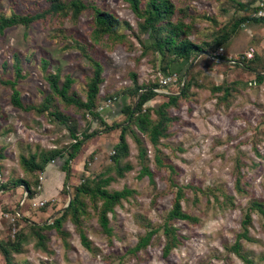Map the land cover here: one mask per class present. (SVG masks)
<instances>
[{
    "label": "rangeland",
    "instance_id": "1",
    "mask_svg": "<svg viewBox=\"0 0 264 264\" xmlns=\"http://www.w3.org/2000/svg\"><path fill=\"white\" fill-rule=\"evenodd\" d=\"M82 1L118 15L121 22L117 31L125 34L126 40L113 45L103 39L95 41L90 34L94 10L89 5L77 17L71 11L58 15L49 12L27 25L7 26L0 32V79H16L15 87L23 104H38L50 94L45 75L57 70L62 76L72 74L75 80L69 92L85 98V81L92 74V67L75 42L103 63L105 77L100 83L96 106L105 122L88 113L81 115L73 107L65 108L55 98L50 110H61L73 121L62 122L47 111L17 107L10 100V84L0 80V211L9 213L1 215L0 240L15 238L19 232L27 234L21 248L12 252L10 264H247L231 246L243 229L241 220L249 202L254 199L264 202V79L256 81L254 71L235 64L230 58L239 57L253 47L251 64L264 72V18L251 17L234 27L246 10L258 18L264 16V0H172L180 8L178 15L191 24L190 38L201 42L215 34L226 36L224 43L213 49V55L201 53L192 60L172 62L168 71L163 70L164 62L157 51L149 49L142 53L143 45L148 42L146 28L128 2ZM50 2L0 0V15L41 12L47 10ZM220 48L222 56L215 54ZM15 54L21 60L24 74L21 77H16L13 66ZM42 58L47 60L46 68ZM169 75L173 76L171 81L162 85L161 80ZM185 80L191 81L187 97L169 109L175 116L171 134L160 139L158 145L163 162L172 164L173 170L155 166L154 148L147 136L137 131L146 147L154 179L148 175L139 177L137 144L130 132L126 136L129 154L121 162H129L132 167L123 176L116 174L111 156L121 128L107 132L101 129L125 120L126 114L120 109L134 103L137 86L154 84L157 93L144 106H156L166 100V94L178 92ZM225 82H233L237 92L224 107L216 103L209 88ZM74 120L80 135L83 129L99 131L70 160L67 191L62 189L65 178L61 190L54 194L55 185L65 172L61 168L65 152L64 157L48 162L43 170L37 171L36 192L30 199L24 198L26 188L14 183L20 178L34 180V177L24 173L19 155L47 148L68 151L72 140L68 123ZM101 171L113 178L108 189L124 186L134 189L108 214L113 230L111 240L89 208L92 214L83 219L82 225L90 246L86 247L69 220L62 224L61 234L54 229H42L47 246L38 245L26 218L37 223L51 222L81 179ZM239 175L241 190L236 185ZM179 185L186 191L181 201L184 210L196 215L198 220L169 222L177 228L181 241L164 256L166 235L162 227ZM209 186L215 188L218 200L206 192ZM43 190L53 194L37 195ZM223 192L227 198L222 197ZM39 198L45 199L44 204L34 206L33 200ZM19 208L23 212L20 217L16 214ZM248 227L250 237L241 238L239 253L256 264H264V217L253 210ZM152 228L157 230L146 247L128 251ZM0 264H5L1 253Z\"/></svg>",
    "mask_w": 264,
    "mask_h": 264
},
{
    "label": "trees",
    "instance_id": "2",
    "mask_svg": "<svg viewBox=\"0 0 264 264\" xmlns=\"http://www.w3.org/2000/svg\"><path fill=\"white\" fill-rule=\"evenodd\" d=\"M128 2L130 8L133 9L135 14L143 19V26L146 28L148 42L143 45L142 53L151 49L157 51L162 62H164V71L170 70L172 62H181L182 60H192L200 50H204L206 54H212L213 49L221 46L225 41V34L213 35L208 40L201 42L195 41L189 37L191 24L186 22L182 16L178 15L180 8L172 0H125ZM239 5L243 6L241 2ZM91 6L94 10V20L91 28V37L98 41L103 39L108 45H113L114 42H121L126 40L125 34L117 31V26L120 24L121 19L115 13L108 11L107 9L100 8L94 4H88L82 0H51L47 10L41 12H24L21 14L12 13L11 15H0V32L7 26L22 23L27 25L35 20L40 19L46 13L51 12L52 14H61L69 12L77 17L86 6ZM253 17L254 19H261L264 16L258 18L252 16L251 12L246 10L245 16L241 17L236 21L235 26H238L242 21ZM75 45L82 55H84L88 63L92 67V74L87 77L85 81L86 91L85 98L77 96L73 92H69L75 78L70 73H66L62 76L61 71L47 72L45 77L49 85L50 94H47L43 100L38 104H23L20 99L17 88L15 87V80L10 78L0 79L1 82L8 83L11 86L10 100L11 103L17 107L29 110L34 109L38 112L47 111L55 119L67 122L71 118L61 110H50L51 101L55 98L65 108L73 107L81 115L86 113L93 117H98L102 122L105 120L102 118L99 110H97L98 93L100 89V83L105 79L104 77V65L97 58L89 54L84 47L79 43L75 42ZM213 55V54H212ZM254 57V56H253ZM252 57V59H253ZM256 57V55H255ZM250 59L235 60V64L248 68L254 71L257 75L256 81L262 82L264 79V72L259 71L255 65L251 64ZM190 62V61H189ZM21 60L18 55L13 57V66L16 70V77H21L24 74L21 72L22 67L20 65ZM43 67H47V60L41 59ZM191 63V62H190ZM189 63V64H190ZM189 65H187L188 67ZM63 77V78H62ZM191 81L185 80L184 85L179 88L178 92H170L166 94V100L159 102L156 106H144L145 102L151 99L157 92L154 90V84H142L135 88L136 96L141 89L139 99L134 108L132 104H125L121 107L120 111L125 113V120L123 122H115L111 125L105 126L101 130L105 132L120 127V135L118 140L115 142L113 155L111 156L112 168L116 174L123 176L124 172L132 167L129 162L122 163L121 160L129 154V143L127 141V134L130 132L132 138L137 144V157L139 162V177L148 175L153 180L154 173H152L150 166L147 162L146 147L142 143L138 132L143 133L151 146L154 148L153 161L156 167L166 166L169 170H173L172 164L164 163L160 156L159 141L170 136V128L175 120V116L169 113L171 107H177L182 99L187 97L188 89ZM210 92L214 94L215 101L218 105L228 106L231 102V98L237 88L232 83H221L213 84L210 86ZM154 114V115H153ZM75 121V120H74ZM68 128L72 140L68 144V151L63 148H47L40 149L39 151L27 152L26 154L19 155V163L25 174L34 177V180L29 178H20L16 180L14 185L19 183L23 184L26 188V197H32L34 195L35 186H38L37 171L43 170L48 162L55 161L64 157L65 152L67 155L63 159L62 169L65 170L66 181L64 182L63 190L67 191V179L70 177V160L73 159L80 151L83 143L91 136L97 134L99 130H87L83 129L81 135L78 133L77 123L69 122ZM113 178L106 176L104 172H98L94 176H85L71 191L70 199L67 204L58 211L51 222L37 223L33 220L26 218L29 222L28 228L30 231L37 236V243L42 248L47 246L46 235L41 231L44 228L54 229L57 233L61 234L62 224L64 221H71L76 230L79 231L82 242L86 247L90 246L88 236L83 229V219L90 217L92 212L89 208L93 209L96 215V220L100 228L111 240L113 230L109 225L108 214L112 213L116 204L121 202V199L128 197L132 192L133 188L124 186L117 188L116 190L108 189V185L111 183ZM236 185L238 189H242L240 185V175L236 179ZM6 184H3L5 186ZM8 187V185L6 186ZM194 187V186H193ZM196 189H201L197 188ZM206 192L211 193L215 200V188L208 187ZM185 187L179 185L176 192H174L170 209L165 215V222L163 224L164 233L166 235V243L162 248V254L166 256L171 248L176 246L180 241L181 237L177 232V228L173 224L169 223L172 219H185L189 221H197L196 215L190 214L184 210L181 201L185 199ZM223 198H227L228 195L222 193ZM253 210L258 211L264 217V202L260 200H251L248 204V209L244 213L241 220L242 231L239 233L238 238L232 244V250L240 255L247 264H256L250 258L239 253L241 247V238H249V227L248 224L251 221V212ZM17 215L20 217L22 214L18 211ZM157 228L149 229L145 234L141 235L139 240L133 247H130L128 251L135 252L138 249L144 248L151 241V238ZM27 240V234L19 232L15 238H8L6 240H0V253L3 256L5 264H10L12 259V252L18 251L23 244V241ZM119 264H123L120 262Z\"/></svg>",
    "mask_w": 264,
    "mask_h": 264
},
{
    "label": "built area",
    "instance_id": "3",
    "mask_svg": "<svg viewBox=\"0 0 264 264\" xmlns=\"http://www.w3.org/2000/svg\"><path fill=\"white\" fill-rule=\"evenodd\" d=\"M215 54L218 55V56H222V55H223L222 49L220 48L219 50L215 51ZM253 56H254V49H253V47H249L247 50H245L244 52H242V54H241L239 57H238V56H234V57H231L230 59H231L232 61H235V60H244V59H250V58H252ZM172 78H173V76H171V75L164 77V78L161 80L162 85L167 84L169 81H171ZM26 194H27V192H26V190H24V191H23V197H24V198L26 197ZM24 198H23V199H24ZM44 202H45V199H43V198L40 199V198H39V199H37V200H35V201L33 200L32 204H33L34 206L39 207V206L43 205ZM17 213H18V212H16V214H17ZM2 214H4V216H5V215H6V216L9 215L8 212L2 213V212L0 211V219H1V215H2ZM12 219H13V217H12ZM0 224H1V223H0Z\"/></svg>",
    "mask_w": 264,
    "mask_h": 264
},
{
    "label": "crops",
    "instance_id": "4",
    "mask_svg": "<svg viewBox=\"0 0 264 264\" xmlns=\"http://www.w3.org/2000/svg\"><path fill=\"white\" fill-rule=\"evenodd\" d=\"M47 168L50 170V172H52V169H50L49 168V166H47ZM61 168H62V165H61ZM49 172V173H50ZM66 178V175H65V172H63V178H61V176H60V180L58 181V183L55 185V190H54V194L55 195H57L58 194V191H60L61 190V188H62V185H63V181H64V179ZM26 190V189H25ZM51 194H53V192H50L49 193V191L48 192H46V190L44 191H40L39 192V194H37V195H39V196H50ZM29 199L31 198V197H28ZM18 211H20L21 213H23L22 211H21V209L19 208L18 210H16V212H18Z\"/></svg>",
    "mask_w": 264,
    "mask_h": 264
},
{
    "label": "water",
    "instance_id": "5",
    "mask_svg": "<svg viewBox=\"0 0 264 264\" xmlns=\"http://www.w3.org/2000/svg\"><path fill=\"white\" fill-rule=\"evenodd\" d=\"M201 53H205V51L204 50H200L198 53H197V56L196 57H198ZM183 85H184V82L182 83V87H183ZM140 93H141V90H139V92H138V94H137V96H136V99H135V101H134V103H133V106H132V108H134L135 107V105H136V103H137V101H138V99H139V96H140ZM70 199V195H69V198H68V200ZM68 202V201H67ZM66 205V204H65ZM64 205V206H65ZM63 206V207H64ZM62 207V208H63ZM61 208V209H62Z\"/></svg>",
    "mask_w": 264,
    "mask_h": 264
}]
</instances>
